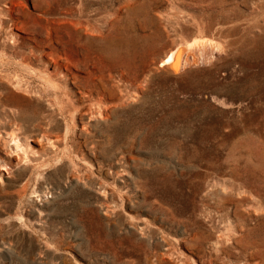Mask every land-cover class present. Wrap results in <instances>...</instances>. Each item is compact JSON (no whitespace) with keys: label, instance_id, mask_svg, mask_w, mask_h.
I'll use <instances>...</instances> for the list:
<instances>
[{"label":"rangeland","instance_id":"1","mask_svg":"<svg viewBox=\"0 0 264 264\" xmlns=\"http://www.w3.org/2000/svg\"><path fill=\"white\" fill-rule=\"evenodd\" d=\"M0 264H264V0H0Z\"/></svg>","mask_w":264,"mask_h":264},{"label":"bare ground","instance_id":"2","mask_svg":"<svg viewBox=\"0 0 264 264\" xmlns=\"http://www.w3.org/2000/svg\"><path fill=\"white\" fill-rule=\"evenodd\" d=\"M194 42L197 43V41H194ZM206 43H208V42H206ZM213 45H215V42ZM184 48L182 49L181 45H178L175 48L171 49L166 54V56L160 60L159 68L161 70H163L165 72H169V73H175V72H177V70L184 68L189 63V55H188V52H186V51L184 52ZM193 60H194V58H193ZM12 137L14 138V136H12Z\"/></svg>","mask_w":264,"mask_h":264}]
</instances>
